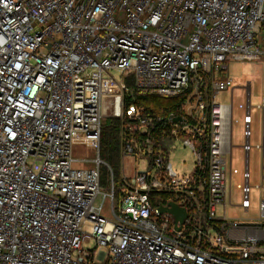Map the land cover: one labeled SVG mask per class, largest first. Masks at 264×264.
<instances>
[{
    "label": "built area",
    "instance_id": "2783aa9c",
    "mask_svg": "<svg viewBox=\"0 0 264 264\" xmlns=\"http://www.w3.org/2000/svg\"><path fill=\"white\" fill-rule=\"evenodd\" d=\"M254 59L264 0H0V264H264V92L256 145L250 82L239 146L233 98L218 101L234 90L229 61ZM135 94L184 100L157 114L127 105ZM105 117L124 133L119 210L100 180ZM76 134L99 149L91 168L73 167ZM181 144L195 155L188 174L171 162ZM256 189L261 223L226 217L227 205L249 212ZM169 202L186 209L180 230L159 211Z\"/></svg>",
    "mask_w": 264,
    "mask_h": 264
},
{
    "label": "rangeland",
    "instance_id": "374dc122",
    "mask_svg": "<svg viewBox=\"0 0 264 264\" xmlns=\"http://www.w3.org/2000/svg\"><path fill=\"white\" fill-rule=\"evenodd\" d=\"M228 73L229 76L233 79L234 90L231 94L229 91L220 92L218 95V101L223 104H230L231 98H233V111H234V122H233V143L235 146H239L242 143V113L239 109L238 105L245 101V95L247 91V86L250 82V92H251V100L252 105L254 106V135L252 138L253 145L261 143V136L259 133V125H260V111L256 108V106L260 105L261 95L264 92V59H254V60H231L228 63ZM115 77L119 78L118 72H113ZM112 121L111 117H105L102 121L103 126L107 124V122ZM234 167L242 170L243 163L241 158V152L239 148H234ZM99 156V149L91 140L85 138L83 134H76L74 137L73 143V157L77 159L74 163V168L78 169H88L94 166L93 160ZM103 161V160H102ZM104 162V161H103ZM171 162L173 165V169L176 174H188L195 162L194 151L191 147H183V145H178L175 150L171 151ZM106 167V166H102ZM250 171L252 175H259L261 172V159H260V151L254 150L251 153L250 158ZM238 179L235 178L233 180V204L237 205L240 203V195H238V191L236 185L238 183ZM260 183L258 177L252 179L251 185L255 187ZM111 185V183H110ZM108 188V187H107ZM106 189V188H104ZM102 202V196L96 200V204H100ZM259 191L256 189L252 193V202L251 209L249 212H244L240 208L231 207L229 205L226 206V217L231 219H237L240 222L244 223H261L259 218ZM111 201L106 200L104 202L103 215L107 217H112L111 211ZM114 207L116 210H119L120 202L118 199L114 201ZM223 207H217L218 216H222ZM212 233H216L215 230H211ZM83 247L87 249H91L94 247V243H86Z\"/></svg>",
    "mask_w": 264,
    "mask_h": 264
},
{
    "label": "trees",
    "instance_id": "16d2710c",
    "mask_svg": "<svg viewBox=\"0 0 264 264\" xmlns=\"http://www.w3.org/2000/svg\"><path fill=\"white\" fill-rule=\"evenodd\" d=\"M129 87H133L131 79L127 81ZM184 96L176 99L164 98L156 95H138L135 94L134 101L126 96L127 105L137 103L144 106L147 111L157 114L168 111H180ZM124 133L121 122L118 119H112L105 126L102 125L100 138V158L107 164L100 168V180L102 188L110 187L113 181L115 185V200L121 201L124 192L125 181L122 177V149L124 143ZM164 198H167L166 196ZM168 199V198H167Z\"/></svg>",
    "mask_w": 264,
    "mask_h": 264
},
{
    "label": "water",
    "instance_id": "95a60500",
    "mask_svg": "<svg viewBox=\"0 0 264 264\" xmlns=\"http://www.w3.org/2000/svg\"><path fill=\"white\" fill-rule=\"evenodd\" d=\"M159 211L161 213L167 212V213L172 214L176 222V228L178 230L181 229V225L184 223V220L187 217L186 209L179 207L175 202H169L167 206L159 207Z\"/></svg>",
    "mask_w": 264,
    "mask_h": 264
},
{
    "label": "crops",
    "instance_id": "0c3cea01",
    "mask_svg": "<svg viewBox=\"0 0 264 264\" xmlns=\"http://www.w3.org/2000/svg\"><path fill=\"white\" fill-rule=\"evenodd\" d=\"M233 93V91L231 92V94Z\"/></svg>",
    "mask_w": 264,
    "mask_h": 264
}]
</instances>
